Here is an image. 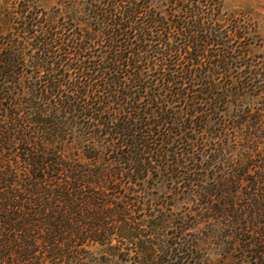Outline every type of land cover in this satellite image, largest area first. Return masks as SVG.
I'll use <instances>...</instances> for the list:
<instances>
[{
  "label": "trees",
  "instance_id": "16d2710c",
  "mask_svg": "<svg viewBox=\"0 0 264 264\" xmlns=\"http://www.w3.org/2000/svg\"><path fill=\"white\" fill-rule=\"evenodd\" d=\"M222 0H0V264H264V53Z\"/></svg>",
  "mask_w": 264,
  "mask_h": 264
},
{
  "label": "rangeland",
  "instance_id": "374dc122",
  "mask_svg": "<svg viewBox=\"0 0 264 264\" xmlns=\"http://www.w3.org/2000/svg\"><path fill=\"white\" fill-rule=\"evenodd\" d=\"M224 9L230 14H248L257 24L260 30L262 48L264 53V0H222Z\"/></svg>",
  "mask_w": 264,
  "mask_h": 264
}]
</instances>
